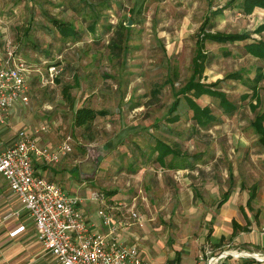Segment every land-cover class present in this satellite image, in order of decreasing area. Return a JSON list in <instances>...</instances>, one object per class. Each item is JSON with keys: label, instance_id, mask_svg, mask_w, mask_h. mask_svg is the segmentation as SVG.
I'll return each mask as SVG.
<instances>
[{"label": "rangeland", "instance_id": "rangeland-1", "mask_svg": "<svg viewBox=\"0 0 264 264\" xmlns=\"http://www.w3.org/2000/svg\"><path fill=\"white\" fill-rule=\"evenodd\" d=\"M225 4L221 0H0V50L9 46L29 67V102L17 108L12 127L22 123L21 129L49 147L68 139L70 163L91 159L96 165L93 175H81L79 163H74L71 174L65 173L72 179L51 181L80 197L83 208L89 204L99 209L95 197L119 208L144 264H169L177 252L179 262L173 264H196L204 245L213 256L240 252L244 245H233L235 240L230 239L234 219L241 226L248 221L256 233H264V151L251 126L258 114H264V85L259 87L258 101L243 99L250 91L228 78L236 72L252 78L261 63L245 54L242 43L205 42L210 63L195 80L217 85L237 109L227 117L217 99H194L218 119V125L205 130L192 120L180 96V119L167 122L174 93L193 75L201 28L210 33H246L264 41V32H254L264 23L263 10L245 16L234 7L222 10ZM93 16L99 21L91 33ZM51 20L72 24L81 32V40L63 41ZM222 50L231 56L224 57ZM51 64L59 70L53 78L48 72ZM64 87L69 88L68 100L63 97ZM250 104H257L255 110ZM80 107L106 115L87 127H76L74 113ZM41 127L46 131L35 134ZM158 142L170 152L156 162L164 149ZM185 163L193 169H175ZM60 165L54 168L63 172L66 166ZM131 168L136 173H130ZM252 188L256 190L251 208L241 205ZM228 190L235 193L231 206L218 208ZM130 210L137 212L142 226L129 220ZM245 261L251 263L242 258L221 263Z\"/></svg>", "mask_w": 264, "mask_h": 264}, {"label": "built area", "instance_id": "built-area-1", "mask_svg": "<svg viewBox=\"0 0 264 264\" xmlns=\"http://www.w3.org/2000/svg\"><path fill=\"white\" fill-rule=\"evenodd\" d=\"M0 57V124H6L9 111L15 105L25 106L29 102V67L17 59L7 45L0 50ZM48 72L51 78L59 74L54 65L49 66ZM45 131L41 127L34 133ZM71 152L68 139L56 147L40 146L35 137L24 130H19L10 144L0 141V176L27 212L37 242L52 254L56 264H143L138 248L119 239L113 215L101 199L92 196L101 205L97 216L109 229L106 234L91 229L80 197L69 195L56 182L37 174L35 162L53 166ZM128 215L129 220L142 226L137 212L130 210ZM22 230L20 227L12 235ZM229 256L264 262L263 253L224 251L213 256L211 248L205 245L196 264H223L221 262Z\"/></svg>", "mask_w": 264, "mask_h": 264}, {"label": "trees", "instance_id": "trees-1", "mask_svg": "<svg viewBox=\"0 0 264 264\" xmlns=\"http://www.w3.org/2000/svg\"><path fill=\"white\" fill-rule=\"evenodd\" d=\"M235 0H231L223 6L222 10L227 7H234L239 11V13L243 15H251L255 9L264 10V0H239L237 4L234 5ZM220 11L213 12V14L220 13ZM99 21V17L93 16L91 22L88 26L89 32L94 33L97 22ZM51 23L55 30L58 32L63 41H80L82 36L81 32L76 29L72 24L67 22H62L58 20H51ZM208 23V21H207ZM206 28V27H205ZM207 30V29H206ZM257 34L264 32V23H261L254 31ZM212 42L219 45H238L242 43V48L244 49L245 54L251 56L256 61L261 63V66L256 67L254 76L251 77H243L242 73L236 72L228 76L229 79L234 81H238L244 85L250 94L246 93L243 95V99L248 97L252 98V100L258 101V90L260 85H264V41L261 40H253L250 38L249 34H224V33H210L205 31L204 28H201L199 32V36L196 41V54L192 60V68L193 75L189 79V81L178 91L174 93V101L171 103L167 114V122L168 123H176L180 119V115L178 112V108L180 106V96H183L185 103L188 109L192 113V120L196 123V125L201 129H209L212 126L218 125V119L212 114L211 110L208 107H200L194 99H198L201 96H208L215 98L219 101V107L222 109V112L227 116L231 117L236 111L237 107L228 100L226 94L216 88L217 85L211 84L206 86L201 84L199 81H196L197 76H201L205 68L210 63V58L207 55L205 50V42ZM222 54L224 57H230L231 53L228 50H222ZM49 57V54H47ZM54 65V64H51ZM50 65V66H51ZM55 66V65H54ZM58 82V81H56ZM63 97L68 100L69 98V88H62ZM252 109L255 110L256 105L250 104ZM106 115L105 111H95L89 107H80L74 113V125L76 127H87L90 123H92L97 117H104ZM264 114H258L251 126L257 135V144L264 151ZM159 143V142H158ZM157 143V150H159V144L164 146L163 143ZM170 152L167 146H164V149L160 152L158 156H156L155 161H161L165 158ZM175 167H170L169 169H174ZM176 170H184V169H193V166L189 163L183 164L180 168H175ZM130 173H136V169L130 170ZM256 188H252V192L246 201V206L251 208V202L254 200ZM112 195L111 193H107ZM231 194V190H228L223 198L218 203V208L227 203L228 198ZM232 233L230 236L236 235L239 231H247L248 224L246 223L245 227H241L237 224L236 221L231 220ZM209 236V234H208ZM178 253V252H177ZM176 253V257L174 260L169 262V264H173L179 262V255ZM251 264H264L257 263L252 260H249Z\"/></svg>", "mask_w": 264, "mask_h": 264}, {"label": "crops", "instance_id": "crops-1", "mask_svg": "<svg viewBox=\"0 0 264 264\" xmlns=\"http://www.w3.org/2000/svg\"><path fill=\"white\" fill-rule=\"evenodd\" d=\"M1 60L2 58L0 57V61ZM19 106L21 105L17 104L9 111V118L6 124H0V141L5 145L13 142L16 137V133L19 130H23L21 129L22 123H18L14 127H12L11 125V123H13V121H16L17 119V108H19ZM38 139L39 138H37V142ZM39 140L41 141L38 142L40 146H47L46 143L43 142L41 138ZM66 157H64L60 163L56 164L58 166L59 164H61L60 167L64 165L66 166L65 169L63 168V172H60L62 168H60V170L57 167L54 168L56 165L45 166L39 162H35V169L37 174L49 180L52 179V180L60 181V178L62 177H65V179L67 180L72 179V176L70 174L71 171L73 170L72 169V167L74 166L73 164L79 163V160L75 159L73 160V162L70 163L68 162L69 157L68 158ZM67 166L69 167L67 168ZM68 171L70 172V174H65ZM72 186L73 188H76L74 184ZM232 193L233 191L231 190V194L228 198L227 203L221 207L231 206L230 199L235 194L233 193L232 195ZM248 193L249 194L247 195V197L243 195V197L245 198L243 202L240 203L241 205H243L244 203L246 205V201L250 195V191H248ZM107 207L110 209V213L113 215L114 222L116 224L115 225L116 234L118 235L119 239L126 244L135 245L137 247V245L133 243L132 239L130 238L132 234L129 228L126 227L124 214L119 210V208L109 207L108 205ZM83 209L86 212V217L88 219V222L92 230L101 234H106L109 231L107 227L102 225L100 218L97 216L98 208L93 209L92 206L87 204L86 206H84ZM234 221L236 220L234 219ZM246 223L248 224V226L246 227L247 231H242V232L239 231L236 235L230 236V239L232 241L235 240L233 242L231 241L232 244L244 245L243 246L244 249L241 250L240 252L243 251L248 253L264 254V233H256L255 230L252 228L250 222L246 221ZM246 223L244 226H241L237 222V224L241 227H245ZM20 227H23V230L16 233L15 235H12V233ZM219 237H220L219 239L222 240V238H224L225 236H219ZM139 255L144 264V259L140 251H139ZM45 256L49 257L46 263L44 260ZM229 258L236 259L233 256H229L223 261V263H226V260ZM55 263H56L55 258L52 256V254L44 250L37 242L36 231L27 212L22 208L17 198L12 194L7 182L0 176V264H55ZM246 264H251V263L246 262Z\"/></svg>", "mask_w": 264, "mask_h": 264}, {"label": "water", "instance_id": "water-1", "mask_svg": "<svg viewBox=\"0 0 264 264\" xmlns=\"http://www.w3.org/2000/svg\"><path fill=\"white\" fill-rule=\"evenodd\" d=\"M96 170V165L91 162V159H87L79 163L80 174H87L89 176L93 175Z\"/></svg>", "mask_w": 264, "mask_h": 264}]
</instances>
